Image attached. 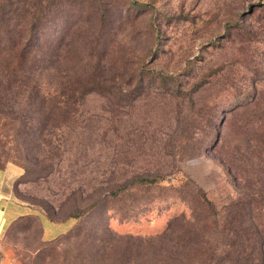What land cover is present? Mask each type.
<instances>
[{"label":"rangeland","instance_id":"1","mask_svg":"<svg viewBox=\"0 0 264 264\" xmlns=\"http://www.w3.org/2000/svg\"><path fill=\"white\" fill-rule=\"evenodd\" d=\"M47 1L17 78L0 73V169L29 209L5 247L23 264H230L242 248L264 264V0Z\"/></svg>","mask_w":264,"mask_h":264},{"label":"trees","instance_id":"2","mask_svg":"<svg viewBox=\"0 0 264 264\" xmlns=\"http://www.w3.org/2000/svg\"><path fill=\"white\" fill-rule=\"evenodd\" d=\"M53 6L57 7L54 2H50L47 0H39L37 2L32 3L26 2L24 4L15 3L12 0H0V41L7 38L11 42L10 47H15L17 44L22 45V49L17 52L16 57L12 49L8 50V61L7 64H5V66L0 69L1 75L6 76L9 73H14L12 77L17 78V74L21 71V67L19 66V64L22 60L23 62H25L27 56L26 51H28L29 49L28 46L31 43V37L35 35L41 27V23L43 22L42 15L55 9ZM29 15L31 16L29 17ZM11 63H13L11 69L8 70V67H10ZM14 70L19 71L13 72ZM157 75H162V72ZM163 75L167 76L168 74ZM23 86L24 89H28V82L24 83ZM195 86L196 84L192 86L191 92L195 90ZM100 87H102V84L97 83L96 80H94L92 82L79 84L77 91L78 93L86 94L93 90H96L95 88ZM161 178L162 177L158 174H153L144 177L135 176L132 177L130 180L118 184L116 186V189L108 190L107 196H109V200H112L120 197L121 194H126L132 188L147 184H153ZM204 203L207 206H211V202H209L207 199H204ZM95 205L96 203L93 204V206ZM234 213L236 214V211ZM40 221L42 231L43 228H46L47 231V227L50 221L44 218L43 216H40ZM54 234H51L50 236H53ZM231 260L233 262L230 264H250L252 262L248 258V254L244 253L243 248L241 250H236L235 257L233 259H230V261Z\"/></svg>","mask_w":264,"mask_h":264},{"label":"crops","instance_id":"3","mask_svg":"<svg viewBox=\"0 0 264 264\" xmlns=\"http://www.w3.org/2000/svg\"><path fill=\"white\" fill-rule=\"evenodd\" d=\"M14 173L15 171L10 168L0 169V264H23L19 252L5 247V242L9 241L7 235L12 226L18 224L17 219L27 215L29 211L27 205L12 197L9 181ZM60 227L50 222L47 231L43 228V237H50Z\"/></svg>","mask_w":264,"mask_h":264}]
</instances>
